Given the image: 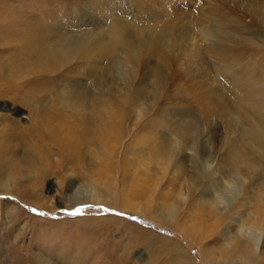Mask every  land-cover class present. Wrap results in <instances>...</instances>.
Instances as JSON below:
<instances>
[{"label": "rangeland", "instance_id": "obj_1", "mask_svg": "<svg viewBox=\"0 0 264 264\" xmlns=\"http://www.w3.org/2000/svg\"><path fill=\"white\" fill-rule=\"evenodd\" d=\"M80 1L0 3L8 12H32L35 18L49 14L52 5H64L57 15L81 28L72 12ZM180 15L176 28L186 34L194 27L208 63L186 69L206 68L215 78L191 79L180 71L184 66L171 62L159 64L162 80L147 79L148 65H158L150 56L139 67L143 88L137 91L134 83L132 103L126 109L120 101L115 106L113 122L104 130V156L90 141L79 147L78 156L65 157L55 145L48 156L37 151L28 163L26 136L13 127L27 126L33 110L6 95L0 84V264H264V168L258 148L245 146L241 135L253 123L264 127V119L238 107L230 73L236 78L239 73L209 56L210 46L194 18L187 22ZM244 19L255 45L245 49L241 67L258 80L251 87L264 88V25ZM234 28L232 33L247 34ZM113 61L110 73L117 76L119 66ZM256 94L252 100L264 101L263 94ZM215 98L224 104L211 109ZM64 126L84 130L76 117ZM96 172L98 201L82 199L93 194L90 190L69 187L71 179L94 181ZM236 187L240 199L228 207ZM191 229L198 231L197 238Z\"/></svg>", "mask_w": 264, "mask_h": 264}, {"label": "bare ground", "instance_id": "obj_2", "mask_svg": "<svg viewBox=\"0 0 264 264\" xmlns=\"http://www.w3.org/2000/svg\"><path fill=\"white\" fill-rule=\"evenodd\" d=\"M195 1L82 0L72 9L73 17L80 18L77 25L81 28L70 27L73 21L69 18L63 20L57 15V10L64 8V5L59 7V1V6L52 5L49 14L37 18L32 12H8L0 3V84L6 95L20 98L33 110L27 126L13 127L26 136L23 149L30 157L27 162L35 161L37 151L48 156L50 146L55 145L65 157L78 156L79 147L90 141L95 143L100 156H104L106 150L101 145L104 130L113 122L115 106L120 101L119 106L126 109L128 103H132L130 89L134 83L138 84L137 91L143 88L145 79H138L142 76L139 67H144L141 64L152 55L158 60V65H148L150 72H143H147V79L153 77L162 80L159 64L168 66L171 62L184 66L180 71L191 79H214L215 75L206 71V68L200 67L194 71L188 69V64H205L206 67L208 63L204 61L207 56L205 48L195 40L197 33L194 27L189 32L186 30V34L179 33L175 17L180 14L186 21L194 18L192 23L196 24L210 46L209 56L220 61L223 66L227 65V70L239 73V78L233 72L230 73L238 107L254 110L264 119V101L261 99V103H258L256 98L251 99L257 96L256 92L263 94L264 98V88L261 85L251 87L250 84L258 80L252 79L247 68L241 67L242 58L246 56L245 49L255 45L248 36L252 31L247 27L244 17L264 25V0H207L206 4L202 0L197 4ZM234 26V29L246 30L247 37L245 32V36L232 33ZM161 33L165 35L161 36ZM113 60L119 66L117 76L110 73ZM215 61L213 64H217ZM211 71L214 72L213 69ZM85 78L90 80L89 85ZM57 83L62 85L61 89L56 88ZM222 102L215 98L209 108L222 107ZM224 110L222 108L220 112L225 115ZM73 117L84 128L83 131L64 126L71 123ZM259 126L253 123L241 135L245 146L258 148L264 168V127ZM39 143L44 146L40 147ZM97 181L100 178L96 172L94 181L78 184L71 179L69 187L86 192L90 190L93 194L88 192L89 195L82 199L98 201L94 194L99 187ZM240 196L241 191L236 187L235 193L228 199V207L236 204ZM253 230L260 232L256 228ZM189 233L195 238L199 236L198 231L192 229Z\"/></svg>", "mask_w": 264, "mask_h": 264}, {"label": "snow or ice", "instance_id": "obj_3", "mask_svg": "<svg viewBox=\"0 0 264 264\" xmlns=\"http://www.w3.org/2000/svg\"><path fill=\"white\" fill-rule=\"evenodd\" d=\"M33 211H35L34 209H33ZM69 215H76V213L75 212H73V213H69Z\"/></svg>", "mask_w": 264, "mask_h": 264}]
</instances>
